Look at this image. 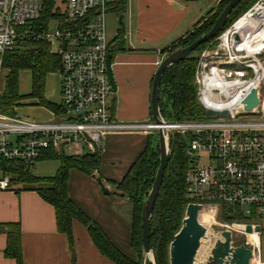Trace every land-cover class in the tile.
I'll return each mask as SVG.
<instances>
[{
    "label": "built area",
    "instance_id": "obj_1",
    "mask_svg": "<svg viewBox=\"0 0 264 264\" xmlns=\"http://www.w3.org/2000/svg\"><path fill=\"white\" fill-rule=\"evenodd\" d=\"M63 5L64 17L50 33L49 23L35 25L42 11L40 0H0V95L4 56L20 44L42 40L51 52L55 45L60 61V104L51 118L37 121L22 117L17 108L14 115L0 114V162L26 172L49 152L73 157L98 153L114 132H157L152 120L127 123L112 115L113 92L106 68L111 52L104 22L106 1L63 0ZM239 39L232 42L236 51ZM227 48L231 49L230 44L223 38L210 55L202 53L199 61L205 62L196 67L194 84L199 87L204 111L228 110V116L208 118L203 111L199 119L167 123L165 128L168 141L174 134L189 137V167L184 176L188 204L201 205L211 217L210 223L222 231L247 237L233 227L258 225L264 231V67L246 63L245 67H226L229 62L220 60L226 59ZM249 73L253 78L247 77ZM258 74L262 79L253 86L250 81ZM252 88L257 90L258 106L252 115L241 114L242 101ZM9 187L10 176L2 170L0 189ZM254 249L259 262V239Z\"/></svg>",
    "mask_w": 264,
    "mask_h": 264
},
{
    "label": "crops",
    "instance_id": "obj_2",
    "mask_svg": "<svg viewBox=\"0 0 264 264\" xmlns=\"http://www.w3.org/2000/svg\"><path fill=\"white\" fill-rule=\"evenodd\" d=\"M53 1V10L63 15V0L60 5ZM126 8L130 18L127 33L123 27L122 44L116 46L112 43L114 39L107 40L113 53L111 70L116 86V92L110 97L112 115L127 123L149 122L152 79L158 63L166 55L161 50L184 36L204 15L196 16V5L183 0H127ZM62 19H51L47 23L54 21L57 24ZM185 24L186 29L190 28L183 33L181 29ZM176 36L178 38L175 39ZM137 65L143 67H134ZM53 104L58 110L60 94L58 103ZM44 109L48 113V118L44 120H48L53 110ZM149 135L144 132L109 134L100 152L99 170L85 175L71 169L67 179V195L72 203L131 262L139 260L131 246V204L127 198L104 195L97 177L112 190V185L123 178L145 149ZM49 160L53 159L43 157L38 162ZM57 165L53 176L31 174L37 178L54 177L59 168L58 161ZM15 223L20 227L23 264H115L96 249L86 228L78 221L72 222V255L67 237L56 229L54 208L33 190L15 192L13 189H0V224ZM6 240V235L0 233V264H15L13 259L4 256Z\"/></svg>",
    "mask_w": 264,
    "mask_h": 264
},
{
    "label": "trees",
    "instance_id": "obj_3",
    "mask_svg": "<svg viewBox=\"0 0 264 264\" xmlns=\"http://www.w3.org/2000/svg\"><path fill=\"white\" fill-rule=\"evenodd\" d=\"M40 1L42 11L38 21L35 23L36 27H45L49 20L64 17L56 10H53V0ZM247 1L243 0L232 11L225 27L231 18L240 9L244 8ZM126 5L127 0H113V2L107 4V11L120 13L125 10ZM212 10H209L196 22L193 27L197 28V30H189L184 36L162 49L161 52L168 55L177 48L186 47L201 35L208 32L219 16L217 14L209 18L208 16L212 13ZM122 31L123 26L117 31L112 42L116 46L122 44ZM212 42L211 40L201 45L198 50L207 47ZM194 54L192 53L182 62L167 69L161 78L159 85V108L162 117L167 123L199 119L203 115V106L197 101V89L194 84V74L197 65V59ZM4 68L5 85L0 95V114L7 115L12 113L13 109L19 106L21 100L26 98H36L39 105L49 110L57 111L56 105L46 101L43 97L45 77L50 73L58 71L60 68L59 58L56 54H52L49 45L42 40H30L20 44L17 49L4 56ZM22 71H29L31 74V92L27 96L19 95L18 91L19 75ZM150 120H152L151 111ZM188 138L187 135L181 136L174 134L169 137L168 141L170 159L164 172L162 185L149 223L150 246L155 253L157 264H168L169 245L174 235L181 228L185 209L188 204L184 181L185 172L189 167V158L186 155ZM100 152L85 154L79 157L56 155L52 152L47 153L43 156L44 158L59 162L58 171L51 178H37L31 172H26L23 168L12 163L0 162V167L5 174L10 176L9 189H13L15 192L21 189L33 190L37 192L42 200L54 208L56 229L58 233L67 237L72 255V222L78 221L86 228L96 249L113 263L141 264V212L143 202L147 198L159 166L157 137L154 134L148 136L145 149L131 164L123 178L118 183L112 185V190L115 192L113 195L127 198L131 204V246L138 255L139 260L137 262L128 261L120 254L111 245L101 229L88 219L72 203L67 195L69 170L74 169L85 175H92L93 172L99 170ZM37 182L45 184V187L31 186ZM13 185L18 188H13ZM0 233H4L7 239L4 256L13 259L15 264H23L19 224H0Z\"/></svg>",
    "mask_w": 264,
    "mask_h": 264
},
{
    "label": "water",
    "instance_id": "obj_4",
    "mask_svg": "<svg viewBox=\"0 0 264 264\" xmlns=\"http://www.w3.org/2000/svg\"><path fill=\"white\" fill-rule=\"evenodd\" d=\"M184 2H196L199 0H183ZM243 0H230L223 11L219 14L212 27L208 32L201 35L195 41L186 47L175 49L170 54L166 55L158 65L152 79L151 92H150V111L151 119L155 126H157V145L159 151V166L157 168L154 182L143 202L141 212V230H142V258L141 264H145L146 259L151 264H157L156 256L150 246V217L152 215L156 199L158 197L165 169L170 159V150L167 139L166 125L160 113L159 108V85L161 78L165 71L176 65L192 53H194L201 45L211 41L217 37L223 30L232 13V11ZM113 53H108L106 57V68L108 79L112 87V92H116L114 84L111 60ZM243 108L240 110L241 114L252 115V111L258 106L257 90L252 88L250 92L242 101ZM228 110L216 111L206 109L204 115L208 118L227 117ZM101 191L104 195L110 196L115 194L114 190H109L103 185L101 179H97ZM184 218L179 231L174 235L168 250L169 264H195L198 250L200 249L201 242L206 239V227L200 222V217L204 215V210L201 205L188 204L185 209ZM241 231L245 234L252 232L259 233L260 227L258 225H245L240 227ZM220 239H216L211 246L209 254L204 261L198 264H253V251L245 245L232 246V233L229 230H223L220 233Z\"/></svg>",
    "mask_w": 264,
    "mask_h": 264
},
{
    "label": "rangeland",
    "instance_id": "obj_5",
    "mask_svg": "<svg viewBox=\"0 0 264 264\" xmlns=\"http://www.w3.org/2000/svg\"><path fill=\"white\" fill-rule=\"evenodd\" d=\"M106 3H111L113 0H105ZM230 0H199L196 2H192L193 5H196L195 8V14L196 16H203L205 15L209 10H212V13L208 16L213 17L215 15H219L220 11H222L223 8H225L226 4L229 3ZM56 5L61 4V0H55ZM260 9V10H259ZM251 13H253V17L251 19V22L249 26L242 32L236 33L234 32L236 24L246 16H251ZM132 13H131V20H132ZM236 16V17H234ZM231 20L228 22L227 26L225 29L214 39H212V43L208 45L205 48H202L200 50H196L194 53L195 58L197 59V65L198 67L199 63L203 64L205 60H200V56L202 53L206 52L208 55H210L211 51H215L218 49V46L221 44L223 38L228 39V42L230 44V48L225 50L227 55L226 59H221L220 61L229 62V65L226 67H245L246 65H253V66H259V67H264V46L259 47V48H253L250 46L255 45L256 37H254V40L250 41L251 45L249 46V50L247 51L244 48L241 51H236L234 50L235 47L232 46V42L234 41H239L243 40L244 42L240 43H245L247 39L250 38V32L254 31L256 28V22L260 21L262 17H264V0H248L243 9H240L235 15H234ZM130 15L128 13V8H125L123 12L116 13L114 11H107L105 13V28H106V37L108 41H112L116 34L117 31L121 28V26L124 27L125 32L127 33L128 31V21H129ZM187 24H185L181 30H183V33L188 30L185 27ZM199 27V26H198ZM50 33H53L56 30V23L54 21H51L49 23V28H48ZM191 31L197 30V28L192 27L190 29ZM183 33H180L183 34ZM178 35V36H180ZM178 36L174 37L175 39L178 38ZM219 38H221L219 40ZM249 42V41H248ZM247 43V42H246ZM236 44H234L235 46ZM252 48V49H251ZM240 49V48H239ZM54 51V52H53ZM56 46H53L52 52L54 55L56 54ZM52 53V54H53ZM229 54V56H228ZM166 55L164 56V58ZM231 57V59H229ZM163 58V59H164ZM207 61V60H206ZM212 60H209L207 62H211ZM244 63V64H243ZM134 67H143V65H137ZM213 67V66H211ZM196 70V69H195ZM195 76V74H194ZM248 78H253L252 74L249 73L247 76ZM44 90H43V97L46 99V101L52 102V103H58L59 100V72L55 71L53 73L48 74L45 77L44 80ZM4 81L2 88H4ZM196 86V85H195ZM197 89V101L200 104V97H199V87L196 86ZM19 95L21 96H27L31 92V74L29 71H22L20 72L19 75V87H18ZM44 106L39 105V102L36 98L31 99V98H26L21 100L19 103V106L17 107L18 109V115L20 116H29L34 119H37V121L44 120L48 118V113L46 109L43 108ZM7 115H14V113H10ZM147 121V120H146ZM154 136L156 135L157 137V132L153 133ZM57 161L55 160H49V161H42V162H37L31 169V172L37 176V177H47V176H53L55 172V168H57ZM31 186L33 187H45V184L37 182L32 184ZM13 188H18L15 185H13ZM185 216V215H184ZM207 218L208 216L206 214L202 215V217ZM223 224V223H220ZM204 225V224H203ZM263 225V223H262ZM205 226V225H204ZM206 239L201 242L200 249L198 250L197 256H196V262L195 264H198L207 258L209 251L211 249V246L213 245L214 241L216 239H220L219 232L222 231V228L217 226V224H212V223H207L206 224ZM232 232V246H241L245 245L250 249H254V245L248 243L247 237L240 232ZM260 235L258 236L259 239V251H260V258L259 262L257 261V250L254 249L255 253V260L256 264H264V231H260ZM169 256V255H168ZM145 264H151L148 258L145 261ZM169 264V262H168Z\"/></svg>",
    "mask_w": 264,
    "mask_h": 264
},
{
    "label": "bare ground",
    "instance_id": "obj_6",
    "mask_svg": "<svg viewBox=\"0 0 264 264\" xmlns=\"http://www.w3.org/2000/svg\"><path fill=\"white\" fill-rule=\"evenodd\" d=\"M260 10V9H259ZM253 17V13H251V16H246V17H243L237 24H236V27H235V30L234 32L236 33H239V32H242L244 31L250 24L251 22V19ZM256 28L254 29V31L250 32V38L247 39V43H241V45L239 46L240 49H238V51H241L243 50L242 48H244L246 50L247 48V51L249 50V46L251 45L250 41L254 40V37H256V41H255V45L253 46H250V47H253V48H259V47H262L264 46V17H262V19H260V21L256 22ZM226 40L228 41L227 37H226ZM249 41V42H248ZM240 42H244L243 40H241ZM252 49V48H251ZM253 67H259V66H253ZM262 79V76L260 74H258L256 76V79L254 80H251L250 82L252 83V85L254 86L256 84V82L258 83L260 80ZM220 104H223V102H221ZM223 107V105H220ZM211 221V217H207V218H204V216L200 217V222L202 224H204L206 226L207 223H210ZM233 229H235L236 231L240 230L241 228L239 226H234ZM247 241L248 243L256 246V244L258 243V235L257 233L255 232H252L251 234H248L247 235ZM256 260H255V257H254V260H253V264H256L255 263Z\"/></svg>",
    "mask_w": 264,
    "mask_h": 264
}]
</instances>
